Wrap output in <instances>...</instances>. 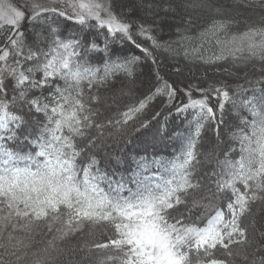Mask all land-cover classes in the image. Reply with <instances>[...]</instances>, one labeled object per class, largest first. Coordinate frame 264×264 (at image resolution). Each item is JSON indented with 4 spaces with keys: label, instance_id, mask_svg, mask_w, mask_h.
Segmentation results:
<instances>
[{
    "label": "snow or ice",
    "instance_id": "obj_1",
    "mask_svg": "<svg viewBox=\"0 0 264 264\" xmlns=\"http://www.w3.org/2000/svg\"><path fill=\"white\" fill-rule=\"evenodd\" d=\"M0 264H264V0H0Z\"/></svg>",
    "mask_w": 264,
    "mask_h": 264
},
{
    "label": "trees",
    "instance_id": "obj_2",
    "mask_svg": "<svg viewBox=\"0 0 264 264\" xmlns=\"http://www.w3.org/2000/svg\"><path fill=\"white\" fill-rule=\"evenodd\" d=\"M173 70L169 68V72L171 73ZM149 81L152 79V69H148V77ZM236 84V81H233ZM182 119L178 118L175 124V127H180L182 124ZM174 131V129H173ZM128 147V146H126ZM181 151V146L174 142V137L171 133L165 135L161 132V124L157 122L155 128L151 131L141 134V136L136 140L135 144L131 146V154L136 153H148L151 152L166 154L168 156H173Z\"/></svg>",
    "mask_w": 264,
    "mask_h": 264
}]
</instances>
